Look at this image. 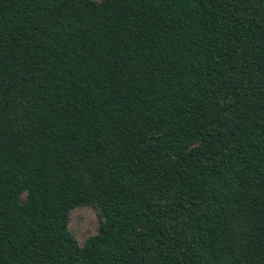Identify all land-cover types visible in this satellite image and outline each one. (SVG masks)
I'll list each match as a JSON object with an SVG mask.
<instances>
[{
    "label": "trees",
    "instance_id": "1",
    "mask_svg": "<svg viewBox=\"0 0 264 264\" xmlns=\"http://www.w3.org/2000/svg\"><path fill=\"white\" fill-rule=\"evenodd\" d=\"M0 264H264V0H0Z\"/></svg>",
    "mask_w": 264,
    "mask_h": 264
},
{
    "label": "rangeland",
    "instance_id": "2",
    "mask_svg": "<svg viewBox=\"0 0 264 264\" xmlns=\"http://www.w3.org/2000/svg\"><path fill=\"white\" fill-rule=\"evenodd\" d=\"M93 1L100 2L101 0ZM98 226V212L92 205L76 207L70 211L69 229L80 245H82L89 236L97 233Z\"/></svg>",
    "mask_w": 264,
    "mask_h": 264
}]
</instances>
